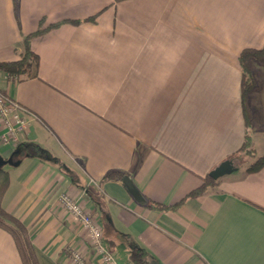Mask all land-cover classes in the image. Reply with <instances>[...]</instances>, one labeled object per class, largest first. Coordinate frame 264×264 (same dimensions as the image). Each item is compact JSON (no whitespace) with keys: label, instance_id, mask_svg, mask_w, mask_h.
Listing matches in <instances>:
<instances>
[{"label":"crops","instance_id":"obj_1","mask_svg":"<svg viewBox=\"0 0 264 264\" xmlns=\"http://www.w3.org/2000/svg\"><path fill=\"white\" fill-rule=\"evenodd\" d=\"M0 0V63L18 60L30 39L28 74L0 69V91L29 124L19 144H0L9 184L2 209L25 228L37 264H97L89 238L58 202L72 196L94 215L118 264L136 248L152 264H264V62L251 61L247 95L253 158L203 195L186 197L241 146L244 49L264 44V0ZM94 22L85 19L94 17ZM42 23V24H41ZM129 176L138 204L121 178ZM117 259H121L122 262ZM0 264H22L0 227Z\"/></svg>","mask_w":264,"mask_h":264},{"label":"trees","instance_id":"obj_2","mask_svg":"<svg viewBox=\"0 0 264 264\" xmlns=\"http://www.w3.org/2000/svg\"><path fill=\"white\" fill-rule=\"evenodd\" d=\"M125 1V0H113L112 5ZM14 6H16V0H13ZM95 16L85 19V21L94 22ZM42 24V23H41ZM57 25H51L47 28L42 29L39 28L25 36L22 39V52L20 58L18 60L0 63V69L12 76H19L21 74H28L31 68H36L38 64V57L35 55L30 49V39L34 36H37L43 33L45 30L55 27ZM240 70H241V82H240V102H241V111L243 116V122L245 126V134L244 139L239 147V149L231 156L230 159H235L237 156H242L244 158H253L254 151L250 142L249 128L251 126V118H250V110L247 105V95L248 93L255 88L256 82L253 77V74L250 69L251 61L264 62V44L259 49H244L240 52L238 56ZM16 149L18 150V157H28V158H43L45 156L44 151H42L38 146L33 144H19ZM264 165V158L262 160H258L253 165H251L247 171L254 172L260 169ZM125 175L122 171H110L106 173L104 179H114V178H122ZM201 184L190 193L186 195V197H197L203 195L210 187L216 184V180L211 179L208 175L202 178ZM9 179L7 172L1 167L0 168V227L9 231L13 236L15 241L21 263L22 264H37L33 248L27 232L24 226L14 219L11 215L7 214L1 206V201L3 195L8 187ZM185 197V198H186ZM181 199L177 203L173 205H164L160 203H156L150 200L146 201V206L150 209H154L157 211H165V210H174L176 209L184 199ZM127 261L129 264H152V262L148 261L146 258V252L139 247L134 248L127 257Z\"/></svg>","mask_w":264,"mask_h":264},{"label":"built area","instance_id":"obj_3","mask_svg":"<svg viewBox=\"0 0 264 264\" xmlns=\"http://www.w3.org/2000/svg\"><path fill=\"white\" fill-rule=\"evenodd\" d=\"M20 111L21 108L0 91V144L15 146L20 141L29 124ZM58 202L88 235L97 264H118L102 242L101 228L94 215L67 193H62ZM68 252L74 264H85V257L77 249H68Z\"/></svg>","mask_w":264,"mask_h":264},{"label":"water","instance_id":"obj_4","mask_svg":"<svg viewBox=\"0 0 264 264\" xmlns=\"http://www.w3.org/2000/svg\"><path fill=\"white\" fill-rule=\"evenodd\" d=\"M6 164H13L12 158L9 157L8 159H3L0 156V168ZM237 168H238V165L235 163V161L233 159H228V160H225L219 163L214 169H212L208 173V176L213 180H217L218 178L224 175H228L232 172H235ZM121 182L123 186L125 187L126 191L134 199L135 202L141 205H144L146 203L144 197L140 194L138 189L134 186L129 176L124 175L121 178Z\"/></svg>","mask_w":264,"mask_h":264},{"label":"rangeland","instance_id":"obj_5","mask_svg":"<svg viewBox=\"0 0 264 264\" xmlns=\"http://www.w3.org/2000/svg\"><path fill=\"white\" fill-rule=\"evenodd\" d=\"M7 167H8L7 165H3V166H2V168H3L4 170H6V169H7ZM119 260L122 262V260H121V259H119ZM119 260L117 259V261H118V262H119ZM122 264H123V263H122Z\"/></svg>","mask_w":264,"mask_h":264}]
</instances>
